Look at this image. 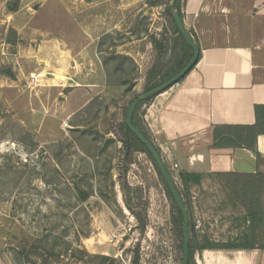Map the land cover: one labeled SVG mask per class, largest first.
<instances>
[{"label":"rangeland","instance_id":"obj_1","mask_svg":"<svg viewBox=\"0 0 264 264\" xmlns=\"http://www.w3.org/2000/svg\"><path fill=\"white\" fill-rule=\"evenodd\" d=\"M171 3L0 0V264L182 263L165 186L121 132ZM250 239L264 229L233 243Z\"/></svg>","mask_w":264,"mask_h":264},{"label":"crops","instance_id":"obj_2","mask_svg":"<svg viewBox=\"0 0 264 264\" xmlns=\"http://www.w3.org/2000/svg\"><path fill=\"white\" fill-rule=\"evenodd\" d=\"M182 13L201 49L199 64L183 82L154 99L145 122L171 168L177 163L181 172L201 175L187 188L178 180V188L209 240L229 244L251 224L240 198L213 175H264V135L258 137L257 153L219 150L212 146L213 130L254 125L255 107L264 105V0H182ZM262 200L264 206V194ZM195 261L264 264V246L204 249L196 252Z\"/></svg>","mask_w":264,"mask_h":264},{"label":"trees","instance_id":"obj_3","mask_svg":"<svg viewBox=\"0 0 264 264\" xmlns=\"http://www.w3.org/2000/svg\"><path fill=\"white\" fill-rule=\"evenodd\" d=\"M180 17L183 19L182 13V0H177L174 6ZM166 18V25L163 27L162 33L158 36H153L152 45L155 51L160 53V57L152 65L151 69L147 74V91H150L167 80L173 77L181 69H183L193 57V50L188 45L184 37L180 34L173 18V8L169 5L164 12ZM11 34L16 35L14 31ZM171 34V43L166 37ZM195 43L198 44L194 34L190 33ZM15 38V37H14ZM168 44L170 47H168ZM165 56L166 59L164 58ZM164 58V59H163ZM201 58V57H200ZM166 64H164V61ZM196 68V67H195ZM194 70V69H193ZM192 70V71H193ZM191 71V72H192ZM189 73V75L191 74ZM188 75V76H189ZM187 76V77H188ZM187 77H185L181 82H183ZM158 78L160 80L158 81ZM158 81V82H157ZM180 82V83H181ZM158 96V95H157ZM156 97V96H155ZM152 97L145 102L139 104L137 110L133 115L134 126L137 127L145 137L153 143V140L147 134L144 127L141 126L139 120V110L142 106L150 103ZM256 122L254 125L250 126H217L213 130V148L214 149H248L257 153V140L258 137L264 135V105H257L255 107ZM121 132L123 135V143L128 149H135L136 151L145 153L151 160L154 168L161 179L163 185L166 189V194L173 204L175 210V225L178 229L179 235L182 241L183 249V226L184 217L180 209L178 208L174 198L172 197L164 179L162 178L159 169L150 154L147 147L128 129L126 123L121 125ZM154 144V143H153ZM155 145V144H154ZM157 151L161 155L160 149L155 145ZM167 169L170 171L171 176L175 182V185L181 195L185 206L187 207L189 214V232H190V259L189 264H196L195 254L197 251H202L204 249H232V250H251L254 249L257 244L250 239V241L245 243H233V244H217L211 242L208 237L202 238L199 232L195 229L194 215L191 210L190 201H186L182 191L178 188L176 184L175 176L171 171L169 165L165 162ZM218 178H222L225 181V187L227 190L240 198L242 206L248 213V219L253 229H264V206H263V194H264V175L257 174H240V173H218L214 174ZM201 175L196 173L180 172L178 178L183 183L185 188L188 187L190 183H197L200 180ZM88 200L86 194H82V201ZM129 209H131L129 207ZM132 210V209H131ZM139 216V215H138ZM141 220V217H137ZM142 221V220H141ZM141 229H145V223L142 221ZM140 247L136 250V254L132 264H140Z\"/></svg>","mask_w":264,"mask_h":264},{"label":"water","instance_id":"obj_4","mask_svg":"<svg viewBox=\"0 0 264 264\" xmlns=\"http://www.w3.org/2000/svg\"><path fill=\"white\" fill-rule=\"evenodd\" d=\"M177 0H172L171 7L173 8V18L175 21V24L177 26V29L179 30L180 34L184 37L188 45L193 50V57L189 61V63L181 69L178 73H176L173 77H171L169 80L161 84L160 86L147 91L143 95L137 97L131 105L128 107L126 111V119L125 123L128 129L147 147L150 154L152 155L159 172L164 179L172 197L174 198L178 208L183 214L184 217V226H183V257H182V263L181 264H189L190 259V232H189V214L187 207L185 206V203L179 194V191L175 185V182L171 176L170 171L167 169L165 165V161L162 159L161 155L157 151L155 145L149 141L145 135L134 126L133 123V115L135 111L137 110L140 103L145 102L146 100L157 97V95H161L174 87L175 85L179 84L185 77L189 75V73L197 67L200 61L201 57V49L197 43L193 40L190 32L187 30V28L184 25L183 19L180 17L179 13L174 10V6Z\"/></svg>","mask_w":264,"mask_h":264},{"label":"built area","instance_id":"obj_5","mask_svg":"<svg viewBox=\"0 0 264 264\" xmlns=\"http://www.w3.org/2000/svg\"><path fill=\"white\" fill-rule=\"evenodd\" d=\"M177 169H179V165L177 163H175L173 165V167L171 168L172 171H176ZM202 222L201 220H196L195 222V229L197 232H200L202 230Z\"/></svg>","mask_w":264,"mask_h":264}]
</instances>
